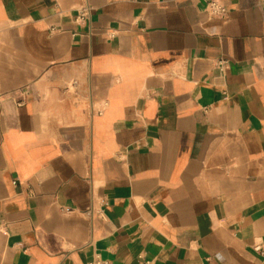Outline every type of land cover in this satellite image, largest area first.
Instances as JSON below:
<instances>
[{
	"label": "crops",
	"instance_id": "1",
	"mask_svg": "<svg viewBox=\"0 0 264 264\" xmlns=\"http://www.w3.org/2000/svg\"><path fill=\"white\" fill-rule=\"evenodd\" d=\"M0 0V264H264V0Z\"/></svg>",
	"mask_w": 264,
	"mask_h": 264
},
{
	"label": "built area",
	"instance_id": "2",
	"mask_svg": "<svg viewBox=\"0 0 264 264\" xmlns=\"http://www.w3.org/2000/svg\"><path fill=\"white\" fill-rule=\"evenodd\" d=\"M210 7H211V11L213 12V14H225L226 13V9L222 5L217 3L216 1L211 0ZM101 264H106V262H101Z\"/></svg>",
	"mask_w": 264,
	"mask_h": 264
}]
</instances>
